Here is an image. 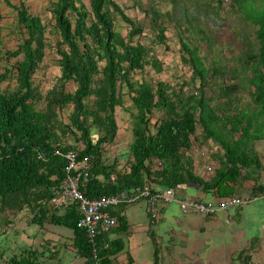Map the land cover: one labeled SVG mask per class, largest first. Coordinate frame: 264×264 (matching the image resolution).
Masks as SVG:
<instances>
[{"label": "trees", "instance_id": "obj_1", "mask_svg": "<svg viewBox=\"0 0 264 264\" xmlns=\"http://www.w3.org/2000/svg\"><path fill=\"white\" fill-rule=\"evenodd\" d=\"M166 1L165 10L147 4L142 20L117 0H48L43 16L23 1L9 6L16 42L0 52V234L24 212L30 223L59 228L61 245L82 264H109L122 243L106 233L90 241L76 226L75 202H50L60 191L66 150L88 157V198L147 184L177 195L189 183L218 198L231 195L227 183L252 162V143L264 130L253 119L264 116V0ZM155 48L176 53L175 68L166 70ZM46 55L58 74L44 87L36 74ZM150 71L169 72L168 79ZM207 87L213 96H205ZM122 113L130 122L127 145L109 155ZM208 140L219 149L212 155L219 165L203 178L191 150ZM123 205L107 208L119 225L114 208ZM35 256L12 252L0 264H39Z\"/></svg>", "mask_w": 264, "mask_h": 264}, {"label": "crops", "instance_id": "obj_2", "mask_svg": "<svg viewBox=\"0 0 264 264\" xmlns=\"http://www.w3.org/2000/svg\"><path fill=\"white\" fill-rule=\"evenodd\" d=\"M18 1L0 0V12L12 16L13 10L9 6ZM33 1L41 2L44 8L48 0ZM23 2L27 4L28 0ZM253 119L264 125V116L257 115ZM258 136L252 143L256 162L252 160L243 167L235 183H227L231 184V195L246 198L245 204L202 216L181 213L177 205L170 202L160 209L153 224L148 223L143 200L115 207L122 223L119 225L118 217L113 216L117 224L106 233V239L119 240L122 247L109 257V264H264V196H261L264 191V130ZM208 143L212 142L208 140L203 145L208 146ZM213 146L215 148L209 147L210 152L205 154L211 163L206 158H196L193 152L194 171L201 177L211 174L219 165L212 157L219 149L217 145ZM206 166H210V171H206ZM197 167H202V171ZM175 196L201 200L218 198L213 190L203 192L191 183ZM26 215L24 212L19 214L14 227L0 234V263L12 252L33 250L39 264H82L81 258L61 245L64 238L60 237L59 228L47 229L45 225L30 223ZM65 235L69 233L65 232ZM43 238L51 244H42ZM53 250L56 255L48 256Z\"/></svg>", "mask_w": 264, "mask_h": 264}, {"label": "built area", "instance_id": "obj_3", "mask_svg": "<svg viewBox=\"0 0 264 264\" xmlns=\"http://www.w3.org/2000/svg\"><path fill=\"white\" fill-rule=\"evenodd\" d=\"M208 148L209 146L203 145L198 150L194 149V153L203 156ZM214 148L215 146H211V149ZM60 155L65 160L64 177L59 186V193L52 197L50 202L58 206H62L65 201L75 202L79 211L76 226L84 230L90 241L96 235L108 233L117 224L116 219L108 212V207L143 200L148 223L153 224L160 213V209L170 202H174L181 213L190 212L202 216H210L218 209H226L233 205L240 206L246 202V198L234 195L223 199L217 198L216 200H201L189 196L176 197L171 188L152 190L148 184L140 189L135 188L130 193L121 191L115 194L88 198L82 191L84 181L88 178V157L78 159L76 153L71 150H66ZM208 170L210 171L209 166L206 167V171ZM202 177L206 178L205 175H202ZM261 196H264V191Z\"/></svg>", "mask_w": 264, "mask_h": 264}, {"label": "rangeland", "instance_id": "obj_4", "mask_svg": "<svg viewBox=\"0 0 264 264\" xmlns=\"http://www.w3.org/2000/svg\"><path fill=\"white\" fill-rule=\"evenodd\" d=\"M21 1H24V0H21ZM117 1L119 3H121L123 6L128 7V10L126 12L128 13L129 16L135 17L138 20L144 19L142 11L144 8L147 7V4H151L152 6L159 8L161 10H163V9L165 10V9H168L170 7L169 3L166 0H117ZM189 1L190 0H181L180 3L182 6H186ZM133 2H137V3L134 6H132ZM224 2L225 1L223 0L222 4H224ZM46 4H48V3H46ZM200 4H201V2H200ZM26 5L34 13H41L42 12L41 16H43L44 8L42 7L41 2H35L33 0H28ZM196 5H199V4L196 3L195 6ZM191 7L188 6L189 12H192ZM0 14L2 16L4 15L3 17H0V52H1V50L12 49L15 46L16 36H15V31H13V28L11 27V24L14 21L13 15L11 16L10 14H2L1 12H0ZM119 23H121V22H119ZM144 26L148 27L147 21H144ZM167 34H170L168 36V41H167L168 44L169 45L170 44L175 45V41H176L175 35H174L175 32H173V38H172V35L170 33V30L167 32ZM218 35H223L222 31H218ZM224 41L225 40L221 41L222 47L223 46L225 47ZM155 50H156V53L159 55V58L162 60V62L165 63V66L167 68L166 70H168L169 68H175V66L177 65V62H178V57H177L176 53H173L167 49L160 51L159 48L158 49L155 48ZM14 61H15V58H9L10 63L14 62ZM233 62H234V57L229 56L228 64H232ZM43 64H45L44 69L40 70V72L38 74H36V76L41 78V84L45 87V86H48L53 81L54 76L58 74V71H57V67L54 65V63L51 60V57H49V55H46V57L43 60ZM168 73L169 72H166V71H165V73H163L162 71H160L159 73H154V72L150 71L149 75H153L154 78L164 79L168 76ZM186 76L187 75L184 74V77H186ZM167 79H168V77H167ZM190 91H192L191 88H186V90H185V92H190ZM204 94H205V96H209L210 94H212L211 89L208 87L205 88ZM213 94L210 96H213ZM239 94L242 97L241 104H242V106H244L246 104V100L249 99V95L247 94V92L244 89H242V91L240 90ZM216 102H217V100L215 98L210 101L211 104H214ZM66 111H67V109H65V112ZM129 125H130V122L128 121L127 116H125V114L122 113L121 114L120 128L117 131L115 140H114L112 146L107 147L110 151L109 155L119 154L120 150H123L126 148L127 138L129 136ZM207 145L210 148H211V146H213L212 143H210V145L208 143ZM210 148H208V151L206 152V154H208L210 152V150H211ZM195 157L196 158H198V157L206 158V160L211 163L209 157L205 156V153L203 156H198V154H196ZM199 160H203V159H199ZM206 167H208V166H206ZM197 170L202 171V167H197Z\"/></svg>", "mask_w": 264, "mask_h": 264}]
</instances>
